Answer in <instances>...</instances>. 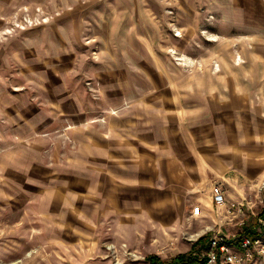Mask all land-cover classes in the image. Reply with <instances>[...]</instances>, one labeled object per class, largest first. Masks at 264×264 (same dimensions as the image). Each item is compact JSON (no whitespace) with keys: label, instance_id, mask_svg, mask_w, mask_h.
I'll list each match as a JSON object with an SVG mask.
<instances>
[{"label":"rangeland","instance_id":"1","mask_svg":"<svg viewBox=\"0 0 264 264\" xmlns=\"http://www.w3.org/2000/svg\"><path fill=\"white\" fill-rule=\"evenodd\" d=\"M263 212L264 0H0V264H150Z\"/></svg>","mask_w":264,"mask_h":264},{"label":"built area","instance_id":"2","mask_svg":"<svg viewBox=\"0 0 264 264\" xmlns=\"http://www.w3.org/2000/svg\"><path fill=\"white\" fill-rule=\"evenodd\" d=\"M211 191L212 202L216 209H222L221 212H223L226 206V212L241 211L243 203L238 205L237 209L227 206V199L221 184H214ZM200 210V205L194 207L196 213ZM222 220H218L217 228L210 231L204 264H264V219L258 218L257 226L253 225L254 233L245 230L249 225H244V219L239 221L242 229L236 235L226 233L222 229ZM236 240H238L237 244Z\"/></svg>","mask_w":264,"mask_h":264},{"label":"trees","instance_id":"3","mask_svg":"<svg viewBox=\"0 0 264 264\" xmlns=\"http://www.w3.org/2000/svg\"><path fill=\"white\" fill-rule=\"evenodd\" d=\"M253 225L255 224L246 226L245 230L249 233H254ZM208 238V234L200 236L193 243L189 252L179 253L171 258H161L156 254H151L148 255V260L150 264H204L205 256L202 251L208 248Z\"/></svg>","mask_w":264,"mask_h":264},{"label":"crops","instance_id":"4","mask_svg":"<svg viewBox=\"0 0 264 264\" xmlns=\"http://www.w3.org/2000/svg\"><path fill=\"white\" fill-rule=\"evenodd\" d=\"M211 199H212V197H211ZM213 203V202H212Z\"/></svg>","mask_w":264,"mask_h":264}]
</instances>
